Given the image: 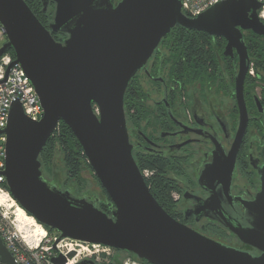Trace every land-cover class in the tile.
<instances>
[{
	"label": "water",
	"instance_id": "water-1",
	"mask_svg": "<svg viewBox=\"0 0 264 264\" xmlns=\"http://www.w3.org/2000/svg\"><path fill=\"white\" fill-rule=\"evenodd\" d=\"M27 1L0 0V27L7 37L0 57L14 50L7 73L19 64L43 107L41 119L34 121L16 100L0 130L7 136L4 174L15 201L39 224L54 229L57 241L104 244L151 264H264V175L261 192L245 201L241 211L229 201L233 164L222 173L202 168L201 185L224 187L212 188L203 200L207 213L252 249L207 237L171 216L153 195L133 155L124 106L130 82L180 25L223 38L226 55L237 49V96L246 126L243 85L250 57L244 31L264 38L259 16L264 2L222 0L191 18L183 13L181 0H42L44 10L56 4L50 31ZM52 33L68 38L58 42ZM62 121L106 191L108 212L99 208L97 196L85 192L78 197L44 178L39 155ZM74 255L72 251L68 258ZM52 261L66 264L67 258L59 255ZM0 262L19 264L1 236Z\"/></svg>",
	"mask_w": 264,
	"mask_h": 264
},
{
	"label": "flooded vegetation",
	"instance_id": "flooded-vegetation-1",
	"mask_svg": "<svg viewBox=\"0 0 264 264\" xmlns=\"http://www.w3.org/2000/svg\"><path fill=\"white\" fill-rule=\"evenodd\" d=\"M119 1L114 0V4ZM51 3L55 14L56 4ZM53 20L44 24L50 31ZM52 35L62 43L68 38L64 33ZM226 45V41L213 43L214 57L202 66L205 69L202 78L183 83L177 75L170 78L163 56L167 48L165 43H160L146 69L135 76L142 84L140 109L130 110L126 119L135 160L139 162L150 156L166 162L171 187L167 212L207 237L250 250V246L204 208L203 200L210 196L212 188L223 190L224 187L199 183L203 167L222 173L233 164L229 201L241 211H244L243 203L255 200L263 186L264 43H246L250 68L254 71L251 74L249 68L243 85L246 126L242 124L243 108L237 96L241 58L236 48L232 55H226ZM115 250L112 256L102 254L101 260L84 258L74 264H129L127 259L136 264H151L136 255Z\"/></svg>",
	"mask_w": 264,
	"mask_h": 264
},
{
	"label": "trees",
	"instance_id": "trees-1",
	"mask_svg": "<svg viewBox=\"0 0 264 264\" xmlns=\"http://www.w3.org/2000/svg\"><path fill=\"white\" fill-rule=\"evenodd\" d=\"M27 2L43 24L46 23L44 19L48 14H50V18L52 17V13L54 15V5L52 3L47 7V11L44 12L43 4L40 0ZM35 2L38 4L40 2L42 7H37L38 9H36ZM50 7H52V12L49 13L48 9ZM244 39L246 43H264V38L262 36L250 30L244 31ZM161 43H165V47L167 48L163 56L168 65L170 78L177 75L183 83H186L202 78L205 73V69H203L202 66L207 64L209 59L211 61L212 56L214 57L213 43H225V40L220 37L211 36L204 31L190 30L177 25L162 39ZM256 46H259V44ZM8 52L15 58L13 49H10ZM140 88H142V84L137 78L130 82L126 90L124 102L126 116L130 110L140 109ZM58 155L61 156L69 179L78 177L83 164L90 167L78 139L71 128L63 121L59 123L56 130L45 144L39 155V160L41 161V169L46 180L49 181L47 175H52V180H50V182L57 184L63 189L74 190L71 185H63L57 177L55 159ZM136 162L141 171L145 168L153 171L152 176L145 179L157 201L165 210L169 211L168 206L171 200V187H169V177L166 175V162L164 163L160 159L150 156H145L139 162L137 160ZM103 193L104 197L99 200L98 206L100 209L108 212L109 197L104 189ZM43 227L49 234L56 233V231L49 226L43 225ZM130 254L135 255L133 253Z\"/></svg>",
	"mask_w": 264,
	"mask_h": 264
},
{
	"label": "built area",
	"instance_id": "built-area-1",
	"mask_svg": "<svg viewBox=\"0 0 264 264\" xmlns=\"http://www.w3.org/2000/svg\"><path fill=\"white\" fill-rule=\"evenodd\" d=\"M222 0H181L182 11L188 17H196L209 7ZM264 2V0H260ZM259 16L264 21V5L259 11ZM14 57L5 53L0 57V130L6 128L10 110L13 102L19 100L25 114L34 121L41 119L43 107L38 95L32 86L28 76L19 64L13 65L7 73L8 67L14 61ZM251 74L254 72L250 68ZM98 112V109L96 108ZM6 134H0V236L5 245L13 254L19 264H55L53 257L62 255L67 258L66 264H70L84 258L94 257L101 260V255L111 256L110 246L98 243H90L71 238H63L57 241L59 234H49L46 230L43 235L39 234L37 228L30 226L23 231L18 227V214L16 213L12 224L18 227V233L6 230L2 224L3 220H9V210L14 206L15 199L7 188V180L4 174L6 167ZM145 178L152 176L153 171L145 168L141 171ZM86 244V245H84ZM75 251L74 257L68 258L70 252ZM74 264V263H73Z\"/></svg>",
	"mask_w": 264,
	"mask_h": 264
},
{
	"label": "rangeland",
	"instance_id": "rangeland-1",
	"mask_svg": "<svg viewBox=\"0 0 264 264\" xmlns=\"http://www.w3.org/2000/svg\"><path fill=\"white\" fill-rule=\"evenodd\" d=\"M34 1V0H33ZM35 6L36 9H38L37 7H42L41 3L39 2V4L37 2H35ZM48 12H52V7H50L48 9ZM54 12V11H53ZM46 23H49L53 20V13H52V17L50 18V14L47 15V17L44 19ZM7 40V37L5 36V34L2 31V28L0 27V45H2L5 41ZM56 162V174L57 177L59 178V180L61 181V183L65 186H69L71 185L75 192L74 193L76 196L78 197H82L81 193H91V195L93 197L97 196L98 198H103V188L101 186V184L99 183L97 177L95 176L93 170L87 166V165H82V168L80 170V173L78 175L77 178L74 179H69L67 176V171L65 168L64 163L62 162L61 156L58 155L55 159ZM49 180H52V175H47ZM78 193V194H77ZM16 204H18L17 202H14ZM19 205V204H18ZM16 205L14 204V206L9 210L8 215L10 216L9 220H3L2 224L4 226V228L6 230L12 231V232H17L18 233V227L20 226V229L23 231L25 228H27L26 226L29 225H25L21 222H15L18 224V227L15 226L14 224H12L11 221H14V217L16 215ZM37 222V221H36ZM38 223V222H37ZM22 224L24 225L25 228L22 227ZM32 228H36L37 225H30ZM42 226V225H41ZM43 227V226H42ZM44 228V227H43ZM45 229V228H44ZM46 230V229H45ZM86 245V244H84ZM115 249L113 248L110 252H111V256L115 253ZM129 264H136L134 261L127 259Z\"/></svg>",
	"mask_w": 264,
	"mask_h": 264
},
{
	"label": "bare ground",
	"instance_id": "bare-ground-1",
	"mask_svg": "<svg viewBox=\"0 0 264 264\" xmlns=\"http://www.w3.org/2000/svg\"><path fill=\"white\" fill-rule=\"evenodd\" d=\"M16 212L18 214V221L25 224V225H37V230L39 231V234L43 235L45 233V229L41 226V224L37 223L34 217L28 215L26 211L18 204H16ZM31 227V226H30ZM76 262V259H74L70 264H73Z\"/></svg>",
	"mask_w": 264,
	"mask_h": 264
}]
</instances>
